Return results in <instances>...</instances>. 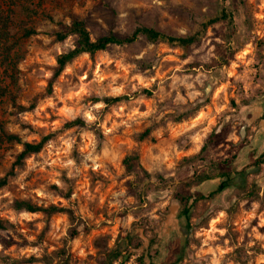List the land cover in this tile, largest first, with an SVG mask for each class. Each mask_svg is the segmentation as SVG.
<instances>
[{
    "label": "clouds",
    "instance_id": "obj_1",
    "mask_svg": "<svg viewBox=\"0 0 264 264\" xmlns=\"http://www.w3.org/2000/svg\"><path fill=\"white\" fill-rule=\"evenodd\" d=\"M0 93V264H264V0H0Z\"/></svg>",
    "mask_w": 264,
    "mask_h": 264
},
{
    "label": "rangeland",
    "instance_id": "obj_2",
    "mask_svg": "<svg viewBox=\"0 0 264 264\" xmlns=\"http://www.w3.org/2000/svg\"><path fill=\"white\" fill-rule=\"evenodd\" d=\"M5 26H7V18L5 17ZM5 59H7V56H5Z\"/></svg>",
    "mask_w": 264,
    "mask_h": 264
},
{
    "label": "trees",
    "instance_id": "obj_3",
    "mask_svg": "<svg viewBox=\"0 0 264 264\" xmlns=\"http://www.w3.org/2000/svg\"><path fill=\"white\" fill-rule=\"evenodd\" d=\"M0 94H2V93H0ZM8 139L11 140V139H13V138H12V137H8Z\"/></svg>",
    "mask_w": 264,
    "mask_h": 264
}]
</instances>
